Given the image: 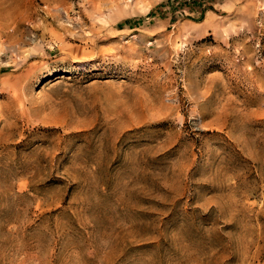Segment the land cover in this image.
I'll use <instances>...</instances> for the list:
<instances>
[{
  "label": "rangeland",
  "instance_id": "1",
  "mask_svg": "<svg viewBox=\"0 0 264 264\" xmlns=\"http://www.w3.org/2000/svg\"><path fill=\"white\" fill-rule=\"evenodd\" d=\"M0 264H264V0H0Z\"/></svg>",
  "mask_w": 264,
  "mask_h": 264
}]
</instances>
